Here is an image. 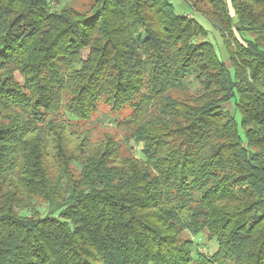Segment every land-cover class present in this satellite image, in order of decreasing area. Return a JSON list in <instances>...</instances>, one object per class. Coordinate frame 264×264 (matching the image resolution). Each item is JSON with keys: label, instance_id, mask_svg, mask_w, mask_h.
<instances>
[{"label": "trees", "instance_id": "trees-1", "mask_svg": "<svg viewBox=\"0 0 264 264\" xmlns=\"http://www.w3.org/2000/svg\"><path fill=\"white\" fill-rule=\"evenodd\" d=\"M66 1L0 0V264H264V0H185L227 58L168 0Z\"/></svg>", "mask_w": 264, "mask_h": 264}, {"label": "rangeland", "instance_id": "rangeland-1", "mask_svg": "<svg viewBox=\"0 0 264 264\" xmlns=\"http://www.w3.org/2000/svg\"><path fill=\"white\" fill-rule=\"evenodd\" d=\"M87 1L88 0H80L77 2V1L67 0L66 2L60 5L54 2L52 3V6L54 10H59L65 4H68V3H71V5L75 7L76 6L82 7L84 4L87 3ZM168 1L173 5L177 14L189 15L192 18L196 19V21H198L208 31L206 41L212 43L217 48L220 55L222 54V56L227 58V56L225 55V49L223 47L220 34L216 30H214L212 24L206 17L195 13L191 5L185 0H168ZM193 88H195V86H193ZM110 111L111 110L109 108L102 105L99 113L93 118L92 122L86 125L89 131L91 132L93 142H97V143L101 142L104 139V135L106 133H116V132L119 134L122 133L123 128L121 124L118 126L117 124L121 122L123 117H128L130 113H122V115H120V114H114L113 112H110ZM109 118H111V121L112 119H117L119 122L116 125L108 126L107 124L110 123ZM237 119L240 122L239 116H237ZM42 210L44 212L47 211L45 208H42ZM200 242L206 245V251L210 253L213 252L216 248V242L215 241L209 242L207 241L206 237H203ZM200 249L205 250L203 249V246Z\"/></svg>", "mask_w": 264, "mask_h": 264}]
</instances>
